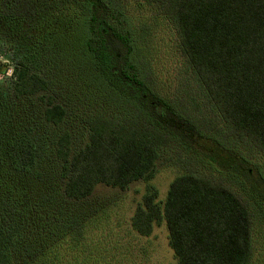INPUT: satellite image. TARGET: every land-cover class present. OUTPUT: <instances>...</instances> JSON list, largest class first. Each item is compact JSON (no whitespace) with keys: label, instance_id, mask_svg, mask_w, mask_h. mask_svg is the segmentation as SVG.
I'll list each match as a JSON object with an SVG mask.
<instances>
[{"label":"trees","instance_id":"1","mask_svg":"<svg viewBox=\"0 0 264 264\" xmlns=\"http://www.w3.org/2000/svg\"><path fill=\"white\" fill-rule=\"evenodd\" d=\"M0 76V264H70L96 189L150 182L163 157L180 174L132 229L165 223L175 264H253L264 0H0Z\"/></svg>","mask_w":264,"mask_h":264},{"label":"rangeland","instance_id":"2","mask_svg":"<svg viewBox=\"0 0 264 264\" xmlns=\"http://www.w3.org/2000/svg\"><path fill=\"white\" fill-rule=\"evenodd\" d=\"M173 39L168 24H163L153 39L166 65L172 64V53L167 43ZM171 68L170 66H168ZM0 79L2 77L0 76ZM264 168V158L257 156ZM180 174L178 168L165 161L157 163L156 176L150 182H137L122 192L107 187H98L92 201L99 203L98 219L84 229L80 243L66 242V262L70 264H175V255L169 246V234L165 223L156 226L149 237L138 235L131 226V218L148 186L159 192V201L166 200L170 185ZM254 212V259L253 264H264V223Z\"/></svg>","mask_w":264,"mask_h":264}]
</instances>
